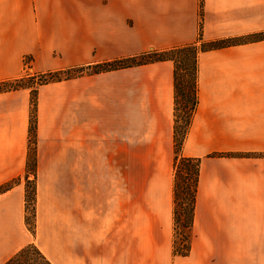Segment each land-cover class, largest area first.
<instances>
[{"label":"crops","instance_id":"crops-1","mask_svg":"<svg viewBox=\"0 0 264 264\" xmlns=\"http://www.w3.org/2000/svg\"><path fill=\"white\" fill-rule=\"evenodd\" d=\"M264 32V0H0V81ZM174 66L0 92V264H264V38L199 51L181 155L199 158L189 252L173 253ZM127 165H134L129 177ZM127 200L130 209L127 214Z\"/></svg>","mask_w":264,"mask_h":264},{"label":"trees","instance_id":"trees-1","mask_svg":"<svg viewBox=\"0 0 264 264\" xmlns=\"http://www.w3.org/2000/svg\"><path fill=\"white\" fill-rule=\"evenodd\" d=\"M264 38V32L254 33L245 38L205 42L202 40L201 29L197 41L181 47L166 50H151L132 57L92 65L50 70L44 73L21 75L18 78L0 81V92L29 89L30 118L27 169L35 173L36 145V92L40 85L68 80L82 75L96 74L110 70L139 66L160 61H171L174 66V175H173V253L186 255L189 252L191 231L194 217V202L198 180L199 158L181 155L183 141L196 108V57L199 51L223 47ZM182 105L184 130L179 139L177 127L178 100ZM17 180L0 186V192L9 189ZM33 183L32 188L30 184ZM35 178L33 182L25 176V223L34 232L35 220ZM30 208V209H29ZM3 264H51L33 243L23 246Z\"/></svg>","mask_w":264,"mask_h":264},{"label":"rangeland","instance_id":"rangeland-1","mask_svg":"<svg viewBox=\"0 0 264 264\" xmlns=\"http://www.w3.org/2000/svg\"><path fill=\"white\" fill-rule=\"evenodd\" d=\"M32 74H35V73H32L31 71L30 72H27L25 73V75H32ZM178 106H177V114H178V118H177V127H178V133H179V139H180V135L182 133V131L184 130V127H185V124H184V120H183V116H182V105L180 103V99L178 100ZM134 172V165H127V198H128V184H129V177L130 175ZM31 174V177L29 178V180H31L33 182V174ZM18 182V181H17ZM33 186V183L30 184V187L32 188ZM30 209V208H29ZM130 209V206H129V203H128V200H127V214L129 212Z\"/></svg>","mask_w":264,"mask_h":264}]
</instances>
